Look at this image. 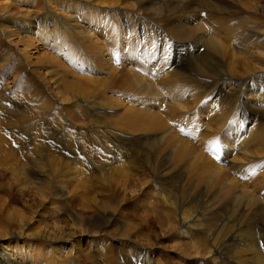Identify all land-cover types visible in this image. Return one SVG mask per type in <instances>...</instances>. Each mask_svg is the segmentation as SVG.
I'll use <instances>...</instances> for the list:
<instances>
[{
    "label": "rangeland",
    "instance_id": "374dc122",
    "mask_svg": "<svg viewBox=\"0 0 264 264\" xmlns=\"http://www.w3.org/2000/svg\"><path fill=\"white\" fill-rule=\"evenodd\" d=\"M1 1L4 2V7L16 5L19 10L22 7L21 0ZM57 1L29 0L30 6L28 4L24 8L39 13L44 10L47 4L49 8L52 6L53 10H56L60 15L75 13L76 9L79 11L86 9L87 12L94 9H98V11L106 9V12L111 13L107 23L110 24L109 35L112 36L109 37L113 39L105 43L109 45L111 63L117 72L116 78L128 75L127 73L121 74V69L125 66L133 70L137 79L147 78L153 81L156 89L163 94L164 99L157 100L145 95L143 93L145 88L142 84L131 83L127 80L121 84L124 86V91L111 94H102L91 90L92 83L87 87L68 86L67 83L73 79V74L70 71H76V74L79 75L86 74L83 70L89 66L79 57L71 60L64 59L67 49L63 47L62 43L54 44L55 48H52L53 44L46 45L44 49L41 47L42 55L45 51L62 58V67L67 69L61 70L58 74L60 85L58 87L48 85L45 88L40 83L31 84L33 85V88H30L31 92L20 83L24 82V79V83H32L33 76L29 70H35V68L21 70L17 54L10 53V49L9 52L7 49L4 51L0 47V54L5 55L4 58L0 55V72L2 71L0 73V121L6 125L1 124L0 131L7 139L10 149L15 152L14 159H11V163H9L20 169V177L34 187L33 191L30 190L31 192L28 189L30 192L28 193L8 172L10 169H6V180L15 184L9 191H0V195L4 196L5 192H9L11 197H6L8 202L17 210L29 215L31 213L23 206V203L32 198H41L43 189H45L48 195L45 206L48 210L49 222L59 223L63 227L65 226V229L75 231V243H78L79 240V243L87 248L99 238L110 240L107 242L112 244L110 250L113 251V257L94 255L98 264H107L106 262H110V264H143L141 258L135 256L133 258L130 253L139 245H143L144 250H148L149 247L153 250L154 264H157L158 260L163 261L164 264H185L178 259L180 252L176 248L175 251L172 247L178 241L168 240L179 218L172 213V218L168 219L163 214L164 211H171L164 204L163 197L169 188L171 194L177 197L178 206L188 211L189 214L195 210L208 213L211 208L204 210L202 204H196L189 191H185L186 198L181 202V179L188 175V170L186 169L181 176L180 173L183 169L174 168L164 160L161 147L165 139L159 138L160 134L153 133L146 138L139 139L140 135L129 134L128 126L122 124L123 119L120 118L128 115L126 111L132 105L139 110L160 114L164 119L174 123L175 120L168 116V112L164 108L169 96L176 103L181 104L180 119L189 124V121H201L204 126L202 131L205 129V124H208L210 120L206 119L196 107L198 95L202 92L195 96L196 86L192 82L187 83L182 80L180 87L172 86L166 83L164 76V73H167V77L170 78L183 76L185 70L192 68V65L188 63V55L192 54L197 58L198 54L206 51L205 44L208 43V38L203 39L205 44L201 40H196L199 33L197 30L202 28L206 35L212 36L213 39L222 43L220 45L222 53L219 55V53L210 52L204 74L199 73L208 75L207 77L213 82L220 78L212 76L213 72L208 68H216L225 72L224 79L234 81L239 86V88L238 86L237 89L235 88L238 95L246 94L245 102H248L251 97L250 105L252 107L258 105L253 113L254 116L256 114L257 116L251 127L260 121L264 124V86L260 85L264 76V0ZM34 3L37 6L31 5ZM94 4H97L96 8L92 7ZM125 13H130L134 19L132 26L125 21ZM0 18H3L5 21L3 23L13 30V33L21 34L14 23L21 18V14H17V10L0 9ZM103 22L105 24V21ZM178 33H191L192 35L180 38ZM162 37H165V40ZM11 38L12 36L9 39L11 40ZM15 39L18 40V37L16 36ZM184 49L189 50V52L188 50L184 51L185 57L182 56ZM8 56L9 59H7ZM31 65L40 66L35 62H32ZM26 66L29 67L27 61ZM187 72L190 74L188 70ZM36 73L42 77L40 72L36 71ZM254 81L258 83L257 88L261 86L255 92L249 90L250 87L255 88ZM19 93L22 97H19ZM249 93L252 94L249 96L247 95ZM41 94H50L49 102L42 99ZM205 95L209 94L206 92ZM108 97L121 100V105L115 108L111 106L109 110L102 109L103 103H106L104 100ZM92 98H94L95 105L89 104L88 99ZM211 99L216 102L217 107L221 106V96H211ZM246 106L250 112L251 108L249 105ZM90 107L97 108L96 110L101 112L91 116L94 110ZM251 112H253V108ZM94 120H98L99 123L91 125ZM86 121L89 122V125L86 124ZM33 124L36 125V129L40 130L38 135H42L38 137V142L41 143L38 145L50 152L56 150L51 147V144L58 145L59 139L63 138L64 131H69L72 134L69 142L61 143L60 149L64 151L60 154L45 151L32 153L34 148L32 136L35 135L36 130L31 135L29 134L31 131H26L25 128L27 125ZM110 124L113 125V129L108 127ZM97 125H100L99 131L95 132ZM256 128L258 129V127ZM194 129H197V125L194 126ZM223 133L222 136L232 135L227 131ZM193 136L187 135L184 138L193 144H200L201 142L194 139ZM134 142H136V153L133 154ZM7 144L3 145L4 148H8ZM197 146L195 147L201 153L211 157L209 151L204 153V150L199 145ZM69 149H76L77 157L70 156ZM229 159L234 162L238 160L235 152H232ZM61 162L69 164V167L66 165L62 167ZM235 165L239 166V164ZM100 168L106 170L107 178L100 177ZM41 171L44 172L45 179L41 178L39 174ZM0 173H2L1 170ZM100 186H102L101 189ZM59 189H63L64 195ZM22 195L24 196L22 197ZM134 200H138L139 203H135ZM102 204L108 207L119 205L116 208V217L114 215L111 222L108 221L109 212L101 210L99 205ZM89 220L95 222L96 231L102 225V229L111 232L112 238L115 240H111L110 237L101 235L99 232L97 233L100 234V237H97V233L88 232V226L92 225V222L88 223ZM211 222L210 228L212 229L216 225L221 227L222 223H225L219 218H213ZM129 225L132 226L128 228ZM138 225H141L142 228L136 230L131 234V237L126 239L129 241L131 238L133 242L130 248L121 240H123L126 230L131 232ZM163 233H166L164 237ZM145 235L150 236V244H145L144 239L141 238ZM191 260L197 264H223L224 256H217L215 262L211 258ZM187 261L192 262L189 257L186 258ZM239 261L237 257H233L228 260V263L240 264Z\"/></svg>",
    "mask_w": 264,
    "mask_h": 264
},
{
    "label": "bare ground",
    "instance_id": "6f19581e",
    "mask_svg": "<svg viewBox=\"0 0 264 264\" xmlns=\"http://www.w3.org/2000/svg\"><path fill=\"white\" fill-rule=\"evenodd\" d=\"M28 2L29 0H21L20 5L22 7L20 10L16 5L4 7V2H0V9L7 10L10 8L11 10H17V14H21V18L14 22L21 34L13 33V30L3 23L5 22L3 18H0V47L4 51L8 50L9 52L10 49V53L17 54L21 70L35 68L37 72L42 74L41 77L35 70H29L33 76H31L32 83H24L25 79L24 82L20 83L26 89L30 90V88H33L31 84L38 83L43 84L45 88L48 85L54 87L60 85L58 74L61 70L67 68L62 67L63 63L60 56L45 51L42 55L41 47L44 49L48 44L62 43L63 47L67 49L64 59L71 60L79 57L89 66L83 70L86 74L79 75L77 73V75L76 71H70L73 74V79L67 83L68 86L82 85L87 87L91 86L92 83L91 90H96L102 94H111L124 91V86L121 84L124 80H127L131 83L142 84L145 88L143 91L145 95L157 100L164 99L163 94L156 89L153 81L147 78L137 79L133 70L125 66L122 67L121 74L127 73L128 75H123L119 79L116 78L117 72L115 66L111 63L108 51L109 45L105 43L113 39L109 35L110 29L108 27L110 24L107 23L111 13L106 12V9L102 11L94 9L90 10L91 12H87L86 9L85 11L76 9L75 13L60 15L56 10H53L52 6L49 8L47 4L44 10L39 13L25 10L24 7L29 4ZM55 2L58 1L55 0ZM55 2L54 4H56ZM31 5L37 6L36 3ZM96 5L94 4L92 7L96 8ZM124 19L129 22L130 26L133 25L134 19L130 13H125ZM103 21H105V24ZM204 31L202 28L197 30L199 33L196 40L203 42L204 38H208L207 44L203 42L206 51L198 54L197 58L192 54L188 55V63L192 65L191 69H187L190 74L185 70L184 75L179 78L167 77V73H164V76L166 83L172 86L180 87L182 80L187 83L192 82L196 86L195 96L202 92L198 95L199 99H197L196 107L199 112L204 114L206 119L210 120L208 124H205L207 128L205 127L202 131L204 126H202L201 121H189L188 119L189 124L180 119L179 109L181 104L176 103L169 96L167 102H165L167 105H164V108L167 110L168 116L175 120L174 123L164 119L160 114L148 110H139L132 105L126 111L128 115L126 117L122 116L120 119H123L122 124L128 126L129 134L140 135L139 139L146 138V136L153 133L160 134L159 138L165 139L161 147L164 160L174 168L183 169L180 173L181 176L186 169L188 170V175L181 179L180 201L185 200V191H189L192 193L196 204H202L204 210L211 208L208 213L195 210L189 214L188 211L178 206L177 197L171 194V190L168 188L166 195L163 197V202L172 212L164 211L163 214L168 219L172 218V213L179 218L172 234L168 237L170 241H178L177 244L172 246L174 250L176 248L180 252L178 259L185 264H197L191 259L211 258L215 262L217 256L223 255V264H229L228 260L233 257H237L240 264H264V124L260 121V123L257 122L251 127L257 116V114L254 116L253 113H255L254 110L258 108V105H254V107L250 105L252 103L251 97H249V103L245 102L246 94L238 95L236 90L238 85L234 81L225 80V72L216 68H208L213 72L212 76L220 78L213 82L212 79L207 77L208 75L200 74H204V70L207 68L206 61L210 57V52L219 53V55L222 53L220 48L222 43L213 39L212 36L206 35ZM178 34L180 38H187L191 33ZM11 36L12 42L9 39ZM16 36L18 40L15 39ZM147 36L148 34L146 38ZM162 38L165 40V37ZM55 45L52 48H55ZM196 47L198 46L196 45ZM166 50L168 51V48ZM186 50L188 49L182 51L183 57L186 56L184 53ZM4 56L2 57L4 58ZM7 59H9V56ZM26 61L29 67L26 66ZM32 62L40 66H32ZM260 82L263 87L264 76ZM254 84L255 88L250 87V91L255 92L261 88V86L257 88L258 83L255 81ZM206 92L209 95H205ZM251 94L247 95L250 96ZM211 96H221V106L217 107ZM19 97H22L20 93ZM41 97L46 102L50 100V94H41ZM93 99H88L89 104H96ZM104 101L106 103H103L101 107L104 110H109L111 106L115 108L121 105V100L112 99L111 97L106 98ZM246 105L251 108L250 112ZM252 108L253 112H251ZM90 109L94 110L91 116L98 115L101 112L94 107H90ZM96 123H99V121L94 120L91 125ZM1 124L5 125L0 121ZM86 124L89 125V122L86 121ZM195 125H197L196 130L194 129ZM96 127L95 132H98L100 125ZM108 127L113 129L112 124ZM36 128L35 124L27 125V128H25L26 131H31L29 133L31 135L36 130L35 135L32 136V142L34 143L32 153L45 151L60 154L64 151L60 149L61 143L69 142L72 135L65 130L63 138L59 139V144H51V147L56 150L50 152L38 145L41 144L38 142V137L42 135H38L40 130ZM225 131L232 133V135L222 136L221 134L224 135L223 132ZM187 135L190 137L194 135L193 138L201 143L188 142V139L184 138ZM136 142L133 143V154L136 153ZM7 143V139L0 131V160L2 159L0 161L2 172L0 173V191H9L11 187H14L15 183L9 182L5 178L7 170L10 169L8 172L12 174L16 182L30 193L34 190V187L29 185L27 180L20 177V169L15 168L14 164H10V160L14 159L15 152L10 149ZM6 144L8 148H4L3 145ZM197 145L204 150V153L209 151L212 158L201 153L195 147ZM232 152H235L238 158L236 162L229 159ZM69 154L72 157H77L76 149H69ZM61 163L62 167L64 165L69 167V164ZM235 164H239V166ZM105 173L106 170L100 168V177L107 178ZM39 174L42 179H45L43 171ZM28 189L31 191L29 192ZM59 190L64 195L63 189ZM6 197H11L9 192H5L4 196L0 195V264H98V260L94 255L113 257V251L110 250L112 244L107 242L110 240L99 238L86 248L79 243V240L78 243H75V231L67 230V228H64L65 226L63 227L59 223L49 222L47 218L48 210L45 206L48 195L45 189L42 192L44 198H32L23 203V206L30 211L31 214L29 215L17 210L8 202ZM134 202L139 203L138 200H134ZM99 206H101V210L109 212V222L113 220L114 215L116 217L115 212L119 205L108 207L102 204ZM213 218L222 219L225 223H222L221 227L216 225L212 229L210 227ZM141 221H144V219H141ZM90 222H92V225L88 226V232H99L101 235H107L111 240H115V238H112L113 234L111 232L102 229V225L96 231L95 222L89 220L88 223L90 224ZM131 226L129 225L128 228ZM141 228L142 226L138 225L131 232L126 230L121 242L131 248V243H133L131 238L129 241H126V239ZM100 234L97 233V237H100ZM165 235L166 233L162 234L163 237ZM149 237L145 235L141 238L144 239L145 244H150ZM130 253L133 258L134 256L141 258L143 264H154L153 250L150 247L148 250H144V246L139 245ZM187 257L192 262H186ZM106 263L110 264V262ZM157 264L164 263L158 260Z\"/></svg>",
    "mask_w": 264,
    "mask_h": 264
}]
</instances>
